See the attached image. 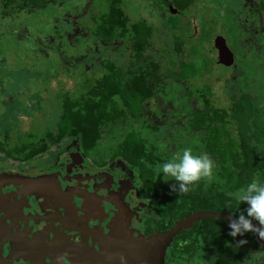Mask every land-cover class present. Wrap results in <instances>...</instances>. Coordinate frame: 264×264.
<instances>
[{
  "label": "trees",
  "instance_id": "16d2710c",
  "mask_svg": "<svg viewBox=\"0 0 264 264\" xmlns=\"http://www.w3.org/2000/svg\"><path fill=\"white\" fill-rule=\"evenodd\" d=\"M153 1H158L157 6L161 8H164L171 1L172 9L177 10V14H172V10L170 11L169 8H165V10H167V19L171 21L170 24L173 29L178 25L176 20L180 19L194 3V0ZM220 1L228 2V0ZM48 2L50 0H0V21H2V25L11 24L13 29L11 30V39L15 35H19L20 41H23L25 45L23 51L27 53L26 55L35 54L30 61L28 56L20 60L24 62L27 59L26 66L20 68V71L24 73L20 79L30 78L36 71L42 73V80L45 83L42 89L40 85H37L31 86L28 91L43 92L45 86L52 79L59 81V79L65 78L75 82L74 91L77 92V97L74 96V99L71 97L74 95V91L66 92L63 95H60L61 90L52 93L53 97L58 98L59 103L53 115L54 121L47 129L46 135L56 134L54 142L67 136L79 135L81 143L86 148H94L101 140L104 130L112 126L114 122L119 123L120 127L128 125V131L123 133L122 140L117 144V153L123 155L132 167L136 168L138 177L147 184L149 197L154 200L155 211L159 212L161 217L179 220L192 212L211 211L229 213L235 218L242 212L246 203L241 202L236 207L226 206L227 194L252 179L264 181V119L260 116L257 103L260 98L245 93L236 98L233 107L227 110L215 106L211 99L212 93L209 85L204 84L196 91L194 89L197 87L192 91L184 89L181 86L183 81L189 83L193 80L190 73L198 72L195 67L197 66L196 63L188 58L186 60L172 58L173 63L177 65L175 69H172V65L171 68L161 67L162 64L157 62L159 61L158 58L145 53L147 45L150 44L154 26L148 24L147 19L142 18L130 22L125 9L129 13H137V9L141 6L136 3L123 2V0H106L107 10L101 13L99 26L94 32L93 42L97 43L96 47L102 45V51L106 54L104 55L105 59L100 61V65L98 59L95 58L97 64H94L93 60L82 63V66L80 62L82 56H78L76 52L79 48L76 43L77 37L74 35L76 34L74 31L76 27L71 26L74 21L70 23V30H66L61 24L58 27L56 25L58 22L54 21L51 28L40 30L42 36L38 35L35 38L26 35L28 28H25V21H29L34 11L45 9ZM242 3L244 4L241 5L240 10L235 11L229 8L226 10L228 13H235L236 16H239L241 12L243 14L249 12L250 15H254L251 19L252 25L259 20V28L264 37V0H257L255 5L246 0H242ZM142 5L146 6V4ZM136 6H138L137 9H135ZM248 19L245 18V20L241 19L240 21L245 24ZM63 29L64 31H61ZM187 30L185 26L183 32ZM254 32L257 33L255 29ZM83 34L81 33L80 36ZM52 35H55L57 41L60 39L67 41L68 46L66 47H71L74 50L72 56L66 55L62 45L60 46L61 42L51 41ZM184 35V39L191 38L186 33ZM179 38L182 40L178 41ZM15 39L17 38L15 37ZM184 39L174 37V40L171 41L170 52L175 56L183 52L185 44L189 51H194L195 46L190 42H185ZM125 40H128L126 43L130 47L125 68H120L112 58H107V55L116 49V42L121 44L125 43ZM226 46L229 45L226 44ZM261 48L264 47L261 46ZM75 53L77 56L74 55ZM233 53L232 55H234ZM37 56H39L40 62L39 59L36 61ZM49 64L54 69V75L47 78L42 71L45 72V69H49ZM88 64H91L93 68L101 67V75L95 77L90 74L87 77L88 73L85 67ZM6 66L4 62H1L0 92L12 96L15 101L24 102L19 99L18 93L15 97L7 89L12 74L10 70L5 69ZM43 66H45L44 69L39 70ZM79 66L82 74L79 71ZM182 67L184 70L178 71ZM176 75L178 78L172 79ZM177 81L179 83H176ZM15 85L18 86L16 83ZM163 88L181 89L188 94L189 100L191 97L200 100L202 108L197 111H193L192 108L191 114L187 117L189 119L186 121L187 129L190 132L199 128L205 129L202 137L204 140L202 150L210 155L215 164H219L216 166L219 171L214 176L215 179H202L187 192L179 193L171 190L170 185L175 182L172 180L165 181L160 174H157V163L168 158H162L148 139L142 135L145 125L139 117L143 111V104L149 99L163 94ZM23 95L28 96V92H24ZM43 101L49 106V112L54 110L48 105L49 100L44 99ZM42 103L39 100V104ZM166 109L169 108L166 107ZM129 122H134L140 126L135 128L132 124L130 126ZM228 126H232L234 134L230 133ZM155 129L157 128L155 127ZM9 141L8 133L5 132V136H0L1 152L15 157H23L25 153H28L29 144L12 147L9 145ZM31 151H33V147H30V154ZM228 232L229 230L224 226V220L206 218L199 220L196 225L194 224L189 240L191 245L192 243L195 244L197 251L201 250L200 246L203 247V251H213V260L206 264H241L235 242L236 237L246 242L249 241L250 244H254V247L260 248L255 233L249 231L245 232L243 236L237 235L233 238L228 235ZM189 249L191 250L189 247L182 250V253L189 252ZM198 262L200 261L198 260Z\"/></svg>",
  "mask_w": 264,
  "mask_h": 264
},
{
  "label": "rangeland",
  "instance_id": "374dc122",
  "mask_svg": "<svg viewBox=\"0 0 264 264\" xmlns=\"http://www.w3.org/2000/svg\"><path fill=\"white\" fill-rule=\"evenodd\" d=\"M124 1L132 4L136 3L138 6H141L138 9V6L135 7L137 13H129V11L125 9V13L129 16L130 22L136 21L137 18H142L147 19V23L154 26V30L151 32L152 37L150 38V44L147 45L145 53L158 58L159 61L157 62L162 64L160 65L161 67H173L172 69H175L177 65L173 63L174 60L172 58L183 60L188 58L196 63L197 66L195 67L198 72L190 73V77H192L191 79L193 80L189 83L183 81L181 86L184 87V89L192 91L197 87L194 89L196 91L204 84L209 85L212 93L211 99L215 103V106L227 110L233 107L236 98L245 93L251 96H258L260 98L257 100L260 116L264 119V48H261V46L264 47V37L259 28L260 21L257 20L255 24L252 25L251 19L254 15H250L249 12L244 14L241 12L239 16H236L235 13H228L227 11V8L235 11L240 10L244 4L242 0H228L227 3H223L220 0H194L189 10L186 11L180 19L178 18L176 20L178 25H176L174 29L171 27V21L167 19V10H165V8H173L170 4L171 1H169L164 8L157 6L159 2L153 0H123V2ZM246 1L253 2V5L257 4V0ZM142 4H146V6L144 7ZM106 10V0H50L45 9L34 11L29 21H25L24 25L26 27H23L28 28L26 34L28 37L37 38L38 35L42 36L40 30L44 28L47 30L48 27L51 28L54 21L58 22V24H56L58 27H60L61 24L66 30L71 29L70 23L74 21L71 26L76 27L74 29L76 34L74 35L77 37L76 43L79 47L76 52L78 56H82L80 59L81 64L84 62H92L97 58L98 64L100 65V61L105 59L104 55L106 54L102 51V45H97L96 47L97 43H94L95 41L93 42V39L95 36L94 32L99 26L100 15ZM173 10L172 14H177V10ZM245 18L249 19L244 24L240 20H245ZM185 26L188 30L183 32ZM254 29L257 33L254 32ZM11 30L13 29L10 23L2 25V21H0V64L4 62L5 65H7L5 69L10 70L12 74L7 89L9 92L11 91V95L15 97L18 93L19 99L24 102H20L19 100L15 101L12 96L5 95V97L9 98L10 103L7 99L5 102V110L0 109V127L4 124V128L8 132L12 145H19L20 142L18 141L30 144L31 141L33 142L35 139L38 141L39 138H42V135L54 121L53 115L58 107L57 104L59 100L53 97L52 93L58 90H61L60 95L66 92L71 93L75 89V82L72 79L67 80L65 78L59 79V81L52 79L49 81V84L45 86V91L37 92L33 89L34 91L29 92L28 89L31 86L40 85L42 89L45 83L44 80H42V73L39 71L32 74L30 78L20 79L21 75L24 74L20 71V68L26 66L25 63L27 59L24 62L20 60L28 56V60L30 61L31 57L35 56V54L26 55L27 53L23 51L25 45L23 41H20L21 37L15 35L14 38L11 39ZM77 30L78 32H76ZM38 31L39 34H37ZM61 31H64V29ZM81 33L84 34L80 36ZM185 33L191 36V38L188 39L187 37V39H184ZM213 35L221 36L225 43L229 45L228 49L230 52H234L231 65L224 66L217 62V51H212L207 43V38ZM15 37L17 39H15ZM174 37H182L185 42L192 43L193 46H195L194 51H189L185 44L183 46V52L178 56L172 54L170 52V47ZM177 40L181 41L182 39L179 38ZM51 41L61 42L60 46L62 45L67 56H72L74 53L71 47H66L68 46L66 43L67 41H63L62 39L57 41L55 35H52ZM124 42L125 43L121 44L116 42V49L110 51L107 55V58H112L115 64L120 68H125V61L128 58V49L130 47L128 43H126L128 40ZM74 55L77 56L76 53ZM38 57L39 56L36 57V61L39 59L40 62V58ZM94 64H97L95 60ZM50 66L52 65L49 64V69H45V72L42 71L47 78L54 75V69ZM44 67L45 66L39 70L44 69ZM85 68L88 73L87 77L90 76V74H93L95 77L101 75V67L93 68L91 64H88ZM180 70H184V67L178 69V71ZM79 71L81 74L83 73L81 72L80 66ZM173 78H178V75L172 77V79ZM21 82L22 85H20ZM15 83L18 84V86H16ZM176 83L179 82L177 81ZM163 90V94L157 95L155 98L153 97L143 104V111L139 117L145 125L142 135L148 139L150 144L154 146L155 151L162 158H170L184 147H191L195 153L204 152V150H202L204 145L202 137L205 133V129L199 128L198 130L190 132L186 124V121L189 119L187 117L191 114L192 108L193 111L202 108L200 100L193 97L189 100L188 94L185 91H181V89L163 88ZM26 91L28 92V96L23 95ZM73 94L74 95L71 97L74 99V96L77 97V92L74 91ZM44 99L49 100L48 105L54 110H50L49 112L50 108L43 101ZM39 100L43 103L39 104ZM166 107L169 109H166ZM30 123L32 127L29 131L34 135L35 139H27L26 134L24 135L25 132L21 131L24 128L27 130ZM131 124L135 128L140 126L134 122H129L130 126ZM127 126L128 125L120 127L119 123L117 124L114 122L112 126L105 129L101 138L102 142L97 144L96 148H94L97 155L105 156L111 154L113 150L116 149L117 144L122 140L123 133H125L126 130L128 131ZM155 127L157 129H155ZM231 127L232 126H228L227 128L230 129L229 131L231 134H234L235 132ZM216 166H219V164L217 163ZM217 168H215L213 173L212 178L214 179V176H216L219 171ZM239 240L241 239L236 238V244ZM246 243L247 242L237 244L240 254L243 257L242 264H264V252L257 246H255L257 250L255 247L253 248V243L248 245ZM208 260L209 258L205 257L204 260L202 259V262H207ZM179 264L183 263L180 262Z\"/></svg>",
  "mask_w": 264,
  "mask_h": 264
},
{
  "label": "flooded vegetation",
  "instance_id": "af4514ba",
  "mask_svg": "<svg viewBox=\"0 0 264 264\" xmlns=\"http://www.w3.org/2000/svg\"><path fill=\"white\" fill-rule=\"evenodd\" d=\"M212 51L218 57L219 50ZM5 95L0 92L3 110L9 100ZM28 127L21 131L35 139L32 124ZM5 132L2 124L0 136ZM46 132L31 141L23 157L0 151V264H142L150 252L149 239L168 232L185 216L163 218L155 211L147 184L117 153V146L100 156L97 145L86 148L79 135L54 142L56 134ZM193 226L165 245L163 264L213 260V251L191 245ZM205 257L209 260L202 262Z\"/></svg>",
  "mask_w": 264,
  "mask_h": 264
},
{
  "label": "clouds",
  "instance_id": "9594fccd",
  "mask_svg": "<svg viewBox=\"0 0 264 264\" xmlns=\"http://www.w3.org/2000/svg\"><path fill=\"white\" fill-rule=\"evenodd\" d=\"M215 168V161L207 153H195L191 147H184L156 165L157 174L165 181H174L170 189L179 193L187 192L202 179H211ZM227 195L226 206L236 207L241 202L246 203L243 211L229 220L228 235L235 238L250 231L264 240V181L252 179ZM252 220L257 221L259 226L254 225ZM243 243L242 239L237 241V244Z\"/></svg>",
  "mask_w": 264,
  "mask_h": 264
},
{
  "label": "water",
  "instance_id": "95a60500",
  "mask_svg": "<svg viewBox=\"0 0 264 264\" xmlns=\"http://www.w3.org/2000/svg\"><path fill=\"white\" fill-rule=\"evenodd\" d=\"M174 11L173 9H171ZM171 11V13H173ZM209 48L214 50H219V55L217 57V62L223 64L224 66H229L232 64L233 57L232 53L226 46L224 39L221 36L213 35L208 38ZM212 218V219H222L224 220V226L229 230L228 224L230 219H234L229 213L211 212V211H198L192 212L191 214L183 217L181 220L174 223V227L168 232L161 234H155L150 240V252L142 257V264H163L162 255L165 245H167L173 236H175L180 230H186L191 228L199 220ZM257 227L258 222L255 220L251 221ZM256 240L260 248L264 251V240L260 239L256 235Z\"/></svg>",
  "mask_w": 264,
  "mask_h": 264
}]
</instances>
